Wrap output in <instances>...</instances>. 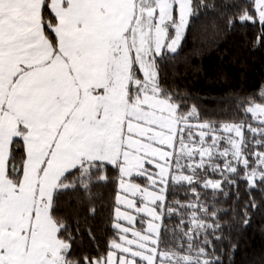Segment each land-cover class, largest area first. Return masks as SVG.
<instances>
[{"label":"snow or ice","instance_id":"obj_1","mask_svg":"<svg viewBox=\"0 0 264 264\" xmlns=\"http://www.w3.org/2000/svg\"><path fill=\"white\" fill-rule=\"evenodd\" d=\"M209 11L264 46V0H0V264H224L264 215V93L237 98L253 126L168 83Z\"/></svg>","mask_w":264,"mask_h":264},{"label":"trees","instance_id":"obj_2","mask_svg":"<svg viewBox=\"0 0 264 264\" xmlns=\"http://www.w3.org/2000/svg\"><path fill=\"white\" fill-rule=\"evenodd\" d=\"M212 18L213 13L209 11L186 30L179 55L164 69L168 83L186 94V104L196 105L211 119L229 123L238 122L237 118L247 119L256 126L251 113L244 116L243 109L238 110L237 98H256L264 93V46L251 42L259 26L214 33ZM104 194L105 204L111 205L115 197L113 186L108 185ZM169 199L184 201L183 195ZM221 207L227 209L229 205L224 203ZM102 215L106 216L107 212ZM232 215L229 213L225 220L232 223ZM164 223L171 229L177 221L165 220ZM93 226L103 249L114 230L100 218ZM226 234L228 240L218 245V254L221 248L228 253L222 256L224 264H264V215L253 213L247 226H234L230 232L226 229ZM85 241L87 243L86 234ZM230 244H235L236 248L231 250Z\"/></svg>","mask_w":264,"mask_h":264},{"label":"rangeland","instance_id":"obj_3","mask_svg":"<svg viewBox=\"0 0 264 264\" xmlns=\"http://www.w3.org/2000/svg\"><path fill=\"white\" fill-rule=\"evenodd\" d=\"M185 33H186V32H185ZM184 36H185V35H184ZM181 43H182V41H181ZM253 118H254V117H253ZM254 120H255V118H254ZM194 122H195V121H194ZM138 219H139V217H138ZM136 227H137V228H139V227H140V225H139V224H137V225H136Z\"/></svg>","mask_w":264,"mask_h":264}]
</instances>
